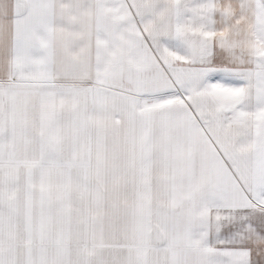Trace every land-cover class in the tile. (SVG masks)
<instances>
[{
  "label": "snow or ice",
  "instance_id": "obj_1",
  "mask_svg": "<svg viewBox=\"0 0 264 264\" xmlns=\"http://www.w3.org/2000/svg\"><path fill=\"white\" fill-rule=\"evenodd\" d=\"M0 264H264V0H0Z\"/></svg>",
  "mask_w": 264,
  "mask_h": 264
}]
</instances>
